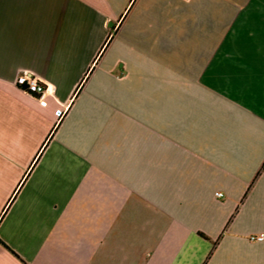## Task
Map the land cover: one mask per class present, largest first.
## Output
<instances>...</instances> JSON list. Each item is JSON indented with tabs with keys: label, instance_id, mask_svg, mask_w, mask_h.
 <instances>
[{
	"label": "crops",
	"instance_id": "crops-1",
	"mask_svg": "<svg viewBox=\"0 0 264 264\" xmlns=\"http://www.w3.org/2000/svg\"><path fill=\"white\" fill-rule=\"evenodd\" d=\"M0 264H264V0H0Z\"/></svg>",
	"mask_w": 264,
	"mask_h": 264
},
{
	"label": "built area",
	"instance_id": "built-area-1",
	"mask_svg": "<svg viewBox=\"0 0 264 264\" xmlns=\"http://www.w3.org/2000/svg\"><path fill=\"white\" fill-rule=\"evenodd\" d=\"M14 84L21 89L22 91L34 96L37 100L38 105L45 106L46 105V92L47 87H45L41 80L36 78L34 74L29 71H22L16 74L14 80ZM64 106L59 105L57 108L53 110V115L55 119L60 118L64 113ZM216 196H220L219 192L215 193ZM263 238L262 234H257L255 236H251L250 239L253 240H261Z\"/></svg>",
	"mask_w": 264,
	"mask_h": 264
}]
</instances>
